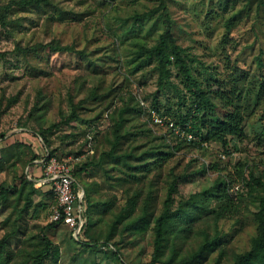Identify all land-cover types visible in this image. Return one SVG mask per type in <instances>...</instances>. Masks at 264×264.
<instances>
[{"label":"trees","instance_id":"obj_1","mask_svg":"<svg viewBox=\"0 0 264 264\" xmlns=\"http://www.w3.org/2000/svg\"><path fill=\"white\" fill-rule=\"evenodd\" d=\"M52 1L0 0V27L11 25L12 9L42 6ZM156 3L146 12H133L134 25H141L147 20L150 22L148 28L155 26L158 27L156 32L159 30L152 45L149 46L143 39L138 41L133 59L137 62L134 70L138 71L154 62L158 90L164 89L173 72L182 79L188 97L181 95L179 101L161 104L158 97L154 96L148 108L167 116L177 126H185L200 139V143H186L173 136L168 129L151 126L146 117L147 108L140 107L133 97L122 101L121 106L117 107L113 98L119 94L112 89L104 92L107 84L101 76L97 85L92 87H87L85 79L81 78L79 90L68 96L70 113L64 124L81 122L90 131V125L102 120L107 111L109 125L104 132L95 133L92 137V143L98 142L100 138L102 149H96L98 156L73 165L71 169L77 185L84 192L82 206L85 219L77 240L70 230L71 240L92 254L101 253L114 263H121L122 254L117 244L122 240L121 237L130 235L139 238L150 232L153 236V252L148 264H203L213 252L224 253L227 236L220 228V223L235 219L236 223L246 224L244 218L248 215L255 232L250 249L237 254L231 264H264V167L257 168L255 164L250 166L241 159L235 165L225 166L218 163L208 165L200 161L208 152V146L203 144H218L221 152L228 157L233 150L238 152L239 144L245 140L262 144L263 53L254 56V70L245 71L239 65L231 64L226 46L236 16H240L238 12L223 21L224 34L219 43L224 54L223 72L204 71L203 79H199L192 71L191 65L195 60L184 55L172 35V21L166 0H156ZM254 3L259 7L264 5V0H244V7L249 10ZM15 51L24 57H36L40 52L73 53L91 63L84 50L78 51L71 45H60L56 41L27 48L19 46ZM204 70L209 69L205 67ZM93 72H96V67ZM79 95H82V99L75 101ZM40 101L37 99L36 105ZM216 101L225 110L220 118L213 117ZM90 104L99 108L97 115L91 119L82 118L80 112L89 108ZM42 110L46 111L44 108ZM44 117L43 114L38 119L42 121ZM251 117L260 123L261 131L249 136L245 126ZM48 131H43L38 125L31 133L40 138L50 156L60 160L55 149L51 148L46 134ZM85 133L87 131L74 133L71 139L76 141V138L85 137L81 136ZM87 137L88 134V140ZM86 139L84 141L87 143ZM232 139L236 140L234 146L230 144ZM135 140L143 142L136 145ZM188 153L196 156L187 158ZM41 156L31 144L23 142L0 147V174L13 175L10 186H0V207L8 210L7 216L0 221V264H24L28 261L44 264L51 250L55 249V254L57 252L56 246L47 238L45 229L55 228L62 224L60 222L40 227L34 237H24L23 234L22 244L17 250L9 244L12 239L22 236L19 222L42 219L41 203H35L33 199L39 192L32 181L34 176H28V173L18 176L15 173L27 165V172L31 171ZM179 159L184 160L179 169L175 163L169 166L173 160ZM88 168L96 169L101 174L102 185H80L78 178L86 174ZM199 173H211L210 185L200 192L182 195L179 184L193 179ZM43 186L48 188L47 194L54 201L50 186ZM234 188L236 191H233Z\"/></svg>","mask_w":264,"mask_h":264},{"label":"rangeland","instance_id":"obj_2","mask_svg":"<svg viewBox=\"0 0 264 264\" xmlns=\"http://www.w3.org/2000/svg\"><path fill=\"white\" fill-rule=\"evenodd\" d=\"M156 5V0H53L42 6L12 9L11 25L0 27V147L23 142L31 144L36 153L43 155L45 148L40 138L31 133L40 125L43 131L49 129L46 134L51 148L55 149L60 160L69 161L72 167L97 157L99 153H96V149H102L100 138L94 143L91 140L95 133L104 132L108 127L106 117L109 112L105 111L102 120L92 123L90 126L94 127L89 126L90 131L81 122L64 124L70 113L68 96L79 90L81 78L85 79L87 87H92L97 85L101 76L107 84L104 92L112 89L119 94L113 98L117 107L131 97L140 106L141 101L150 105L154 96L158 97L161 104L179 101L181 95L187 96L182 79L175 72L164 89L158 90L154 62L138 71L134 70L137 62L133 59L138 41L143 39L149 46L152 45L159 30L157 33L158 27L148 28L150 22L147 20L141 25H134L133 12L137 10L143 13ZM166 5L172 21V35L183 49L184 55L195 60L191 65L192 71L199 79H203L204 71L223 72L224 54L219 45L224 34L223 21L238 12L240 16H236L226 46L231 64H237L245 71L254 70V56L261 52L264 59V5L258 7L254 3L249 10L244 7V0H166ZM52 41L59 42L60 45H71L78 51L84 50L91 63L73 53L40 52L36 57H24L15 51L19 46L27 48L36 44L46 45ZM205 67L209 70H204ZM172 71L175 70L172 68ZM37 99L41 100L38 105ZM80 99L82 95L77 96L75 101ZM216 103L213 117L220 118L225 110L217 101ZM133 104L134 102L131 103L132 106ZM98 111L97 106L90 104L80 115L91 119ZM43 114L45 117L40 121L38 118ZM207 116L212 118L211 115ZM84 131L87 133L81 134L85 136L83 139H71L74 133ZM260 131L259 122L252 117L247 120V135ZM262 139V144L243 141L239 144V151L231 150L233 153L229 157L221 152L218 144L212 143L200 161L208 165L218 163L225 166L235 165L241 159L250 166L255 164L257 168H263L264 137ZM235 141L232 139L230 144L234 146ZM142 142L135 140L134 143L140 145ZM193 156L196 154H187V158ZM179 160H173L169 166L175 163L179 169L184 164V160ZM35 164L29 172L28 165L21 170L17 169L16 175L28 173V176H37L36 173L41 169L37 162ZM210 175L211 173H199L193 179L182 181L178 186L180 193L186 196L204 190L211 183ZM78 180L80 185H102L101 174L93 168H88L86 174L80 175ZM12 183L13 175L0 174V186L7 187ZM47 192L48 188L43 186L33 198L35 203H41L42 219L19 222L22 236L9 242L14 250L21 246L23 234L24 237H34L40 227H46L50 223L54 201ZM7 214L8 210L0 207V221ZM244 220L246 224L236 223L235 219L220 223V228L227 236L224 253L213 252L203 264H231L237 254L250 249V241L255 233L254 224L248 215ZM45 234L56 246L57 252L55 254V249L51 250V255L47 256L44 264H148L153 252V236L150 232L139 238L130 235L121 237L122 240L117 242L122 254L121 263H114L101 253L92 254L75 245L71 240L69 227L64 224L55 228L46 227ZM1 235L2 232L0 237Z\"/></svg>","mask_w":264,"mask_h":264},{"label":"built area","instance_id":"obj_3","mask_svg":"<svg viewBox=\"0 0 264 264\" xmlns=\"http://www.w3.org/2000/svg\"><path fill=\"white\" fill-rule=\"evenodd\" d=\"M142 108H147V119L151 126L165 128L171 131L173 136L184 140L186 143H200V139L190 132L185 126H177L165 115L155 109L148 108L144 102H140ZM210 144L203 146H209ZM224 158V156H221ZM40 165L41 175L38 179L32 180L38 186L49 185L55 204L51 209L49 222L62 223L69 227L72 236L77 240L85 219L82 206L83 190L79 187L72 175V166L69 161L58 160L50 156L48 151L37 161Z\"/></svg>","mask_w":264,"mask_h":264},{"label":"crops","instance_id":"obj_4","mask_svg":"<svg viewBox=\"0 0 264 264\" xmlns=\"http://www.w3.org/2000/svg\"><path fill=\"white\" fill-rule=\"evenodd\" d=\"M36 175H37V176H35L32 180L38 179V178L40 177V175H41V170H40L39 173H36ZM35 187H36V188H41L42 186H38V184H35Z\"/></svg>","mask_w":264,"mask_h":264}]
</instances>
